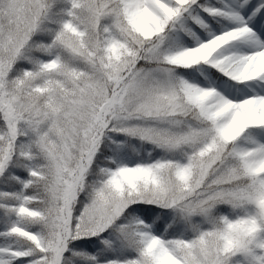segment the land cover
I'll use <instances>...</instances> for the list:
<instances>
[{"label": "snow or ice", "instance_id": "6c2138e0", "mask_svg": "<svg viewBox=\"0 0 264 264\" xmlns=\"http://www.w3.org/2000/svg\"><path fill=\"white\" fill-rule=\"evenodd\" d=\"M0 264H264V0H0Z\"/></svg>", "mask_w": 264, "mask_h": 264}]
</instances>
